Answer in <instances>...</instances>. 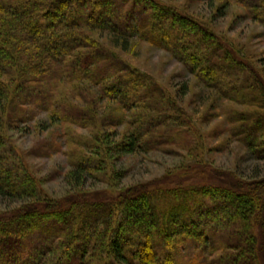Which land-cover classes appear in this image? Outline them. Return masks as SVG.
Returning <instances> with one entry per match:
<instances>
[{
    "label": "trees",
    "instance_id": "1",
    "mask_svg": "<svg viewBox=\"0 0 264 264\" xmlns=\"http://www.w3.org/2000/svg\"><path fill=\"white\" fill-rule=\"evenodd\" d=\"M207 2L219 17L240 4L264 25V0ZM102 32L125 52L138 40L178 60L208 90L212 109L217 99L229 104V139L264 161V79L180 7L164 0H0V199L23 204L0 214V264H264V242L260 249L254 231L264 229L258 171L248 188L204 178L202 184L121 190L116 198L42 196L4 132L15 123L51 113L53 121L84 130L125 124L128 132L118 141L111 140L114 131L85 144L67 141L75 188L117 158L172 147L192 132L178 97L100 44L93 35ZM63 82L98 90L95 101L105 102L101 109L110 114L100 120L97 107L59 102ZM190 85L177 95L186 97Z\"/></svg>",
    "mask_w": 264,
    "mask_h": 264
},
{
    "label": "rangeland",
    "instance_id": "2",
    "mask_svg": "<svg viewBox=\"0 0 264 264\" xmlns=\"http://www.w3.org/2000/svg\"><path fill=\"white\" fill-rule=\"evenodd\" d=\"M164 1L180 7L203 22L219 40L252 64L258 75L264 79V25L254 21L253 18L258 15L251 9L232 3L225 9L224 15L219 17L216 10L211 12L208 0ZM215 5L222 6V0H215ZM93 37L120 55L124 61L151 76L170 94L176 95L180 106L192 118L190 124L192 132L182 134L183 141L175 143L172 147L117 158L106 172L97 173L94 177L89 176L84 188H75L71 184L73 160H70L66 153L69 150L67 141H81V144H85L109 134V131L115 132V139L111 140L118 141L128 132L124 128L125 124L121 127L105 128L96 123L84 130L76 125L53 121L51 113L39 114L26 123L18 125L15 123V128H8L4 132L23 156L30 172L38 181L43 197L55 201L85 194L116 198L121 190L202 184L204 178L208 181L212 179L213 183L216 180L230 182V179H233V182L236 185L241 184V187L248 188V184L254 187L251 174L258 171L264 175V161L254 160L243 146L229 139L230 134L227 130L229 127L226 122L227 113L230 112L228 103L217 99L215 102L217 107L212 109L213 100H206L208 90L191 77L178 60L163 50L134 40L129 45V50L125 52L113 45L111 36L106 32L94 34ZM187 82L191 84L187 96H178L177 92L179 93V89ZM57 90L58 101L61 103L68 102L73 107L76 105L84 108L88 105L94 109L97 107L100 120H104L106 115L110 114V111L101 109L105 102L98 105L95 101L99 96L98 90L88 85H70L63 82ZM93 95L95 97H92ZM92 101L95 102L93 105L87 104H92ZM94 109L91 110L96 114L97 111ZM189 137L195 138L198 142L188 141ZM193 142L196 144H192ZM50 145H54L56 149L49 151ZM71 146L78 154L84 153L83 145L72 143ZM21 205L23 204L20 202L17 205H10L9 200L0 199V214L11 212V207L18 209ZM254 231L259 237L261 249L264 229L261 230L258 226ZM244 258L249 260L248 255Z\"/></svg>",
    "mask_w": 264,
    "mask_h": 264
}]
</instances>
